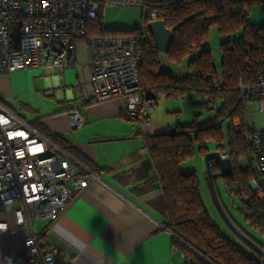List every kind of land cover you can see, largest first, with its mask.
<instances>
[{
	"label": "trees",
	"instance_id": "1",
	"mask_svg": "<svg viewBox=\"0 0 264 264\" xmlns=\"http://www.w3.org/2000/svg\"><path fill=\"white\" fill-rule=\"evenodd\" d=\"M257 3L261 4L263 15L260 24L252 23L249 18ZM142 8H146V13L141 17V26L125 30L135 36L136 52L141 57L138 64L141 88L156 98L163 95L179 99L188 92L200 98L192 100L198 111L191 122H177L174 129L153 135L149 141L150 158L162 188L164 223L178 238L173 237V244L184 252L183 264H262L257 254L241 249L211 221L201 200L195 170L183 171L181 165L194 154L208 152L211 149L207 147L208 141L215 143L216 150H226L234 172L221 177L225 192L232 201L234 197L240 200L236 209L244 221L264 235V196H258L259 192L264 194V173L258 168L252 148V136L259 129L245 116V102L251 99L249 91L243 97L241 92V86L253 84L256 75L264 69V0H146ZM150 12H155L173 30V41L163 54L175 64L187 58L185 76H174L162 64L161 52L144 28ZM214 25L220 37L219 71L207 45ZM113 30L117 29L104 26L101 12L98 18L88 22L90 35L109 34ZM194 49H197L195 53ZM202 109L213 110L214 114L199 122L196 117ZM148 110L142 111L140 117ZM236 119L239 128H234ZM226 121L224 133L222 124ZM44 134L92 170V165L65 146L59 136ZM253 181L258 184L256 188L251 187ZM258 244L264 248V244Z\"/></svg>",
	"mask_w": 264,
	"mask_h": 264
},
{
	"label": "crops",
	"instance_id": "2",
	"mask_svg": "<svg viewBox=\"0 0 264 264\" xmlns=\"http://www.w3.org/2000/svg\"><path fill=\"white\" fill-rule=\"evenodd\" d=\"M77 41L70 67L0 73V101L19 112L29 109L37 129L59 136L92 165L84 174L86 185L72 192L52 220L33 219L25 211L26 221L18 224L14 210L23 208L22 201L7 205L0 213L6 222L0 264H44L41 255L27 257V236L35 238L40 254L56 248L57 264H183L184 252L164 223L162 188L149 153L151 137L173 124L154 119L152 108L139 119L125 118L123 97L87 103L89 69L82 39ZM82 104L85 122L71 129L68 112ZM250 114L248 107L252 124Z\"/></svg>",
	"mask_w": 264,
	"mask_h": 264
},
{
	"label": "built area",
	"instance_id": "3",
	"mask_svg": "<svg viewBox=\"0 0 264 264\" xmlns=\"http://www.w3.org/2000/svg\"><path fill=\"white\" fill-rule=\"evenodd\" d=\"M144 6L146 0H0V73L16 69L70 67L75 61L76 40L82 39L89 69L87 103L125 98V116L136 120L144 110L155 107L157 98L143 91L139 83L135 36L88 34V22L99 17L102 2ZM146 9V8H145ZM150 19H156L150 12ZM251 99L264 112V69L255 82L241 86L242 97ZM85 105L68 112L71 129L83 126ZM234 128L239 122L234 121ZM252 148L259 170L264 173V128L252 136ZM227 157L226 150L220 152ZM91 171L67 149L40 132L17 110L0 105V213L15 200L18 224L33 219H54L64 209L74 190L86 185ZM252 184L257 187L256 181ZM258 196H264L259 192ZM6 222L0 221V230ZM27 257L41 255L44 264H57L56 248L40 254L34 237L23 239Z\"/></svg>",
	"mask_w": 264,
	"mask_h": 264
},
{
	"label": "rangeland",
	"instance_id": "4",
	"mask_svg": "<svg viewBox=\"0 0 264 264\" xmlns=\"http://www.w3.org/2000/svg\"><path fill=\"white\" fill-rule=\"evenodd\" d=\"M102 21L105 27L110 29H117L110 31L109 34H124L129 31L141 26V17L144 13V9L140 5L133 4H108L106 1L102 2L101 8ZM250 21L255 24H260L263 19V15L261 12V4H254L250 11ZM219 33L218 28L214 25L211 27L209 31V36L207 39V45L211 50V55L213 59V63L217 71L220 70V56L221 51L219 48ZM78 41L75 42L77 45ZM197 49H194V53ZM160 58L162 59V64L168 67L171 73L176 76H185L187 73L185 64L187 58H184L181 63L175 64L167 60L165 55L161 52ZM30 69V68H29ZM34 69V68H31ZM39 69V68H36ZM9 73V72H6ZM192 100H200V98L194 92H188L183 98L179 99H171L166 98L163 95L157 96L156 106L153 107L150 111L154 112V117L159 118V120H167L173 124L172 129H174L177 122L180 123H189L195 118V114L198 109L192 103ZM246 108H250L251 114L250 119L251 123L254 125L255 129H261L264 127V112L260 110L259 106L253 99H247L245 102ZM1 106L7 105L0 101ZM157 107H160L157 109ZM11 109V108H9ZM149 111V110H148ZM21 115L24 116L27 120L31 121L32 113L29 109H22ZM214 114L213 110L202 109L201 113L196 117L199 122L206 120L209 116ZM155 119V118H154ZM238 120V119H237ZM235 121V120H234ZM228 122H223V132H226V125ZM41 132V131H40ZM207 147L211 148V150H215V143L213 141H208ZM248 163V161H247ZM182 170H195L198 178H199V192L201 196V200L205 205V208L208 211L209 217L211 221L220 228L221 232L230 237L237 246L251 255H256V251H254L242 238L235 235L232 227L228 225L226 219L221 215L218 210L216 203L212 197L211 190L206 179V164L204 155L194 154L193 156L186 158V160L182 163ZM252 188H255L253 184H251ZM215 188L218 193L219 199L226 209L227 213L231 216L234 222L241 226L242 231L246 234L251 235L258 243L264 244V235L260 234L256 229L249 226L243 219L242 215H240L239 211L236 209L238 205H240V200L234 197V201L228 198V195L225 192V187L222 182L221 177L215 178ZM234 203V207L232 208V203Z\"/></svg>",
	"mask_w": 264,
	"mask_h": 264
},
{
	"label": "water",
	"instance_id": "5",
	"mask_svg": "<svg viewBox=\"0 0 264 264\" xmlns=\"http://www.w3.org/2000/svg\"><path fill=\"white\" fill-rule=\"evenodd\" d=\"M144 28H146L151 33L156 49L159 52L166 53L174 38L173 30L167 27L164 20L160 18L150 19L144 24ZM204 158L206 164V179L218 210L226 219L228 225L232 227L235 235L242 238L254 251H256V254L260 257V262L264 264V248L252 238H250L247 234H245L242 229L235 224L221 203L215 188L216 177L229 176L234 172V166L230 157H222L220 151L215 149L206 152L204 154ZM175 238L178 239L177 237Z\"/></svg>",
	"mask_w": 264,
	"mask_h": 264
},
{
	"label": "bare ground",
	"instance_id": "6",
	"mask_svg": "<svg viewBox=\"0 0 264 264\" xmlns=\"http://www.w3.org/2000/svg\"><path fill=\"white\" fill-rule=\"evenodd\" d=\"M115 4H118V3H115ZM120 5V4H119ZM142 7V6H141ZM144 13H146V9L144 8ZM150 14V13H149Z\"/></svg>",
	"mask_w": 264,
	"mask_h": 264
},
{
	"label": "clouds",
	"instance_id": "7",
	"mask_svg": "<svg viewBox=\"0 0 264 264\" xmlns=\"http://www.w3.org/2000/svg\"><path fill=\"white\" fill-rule=\"evenodd\" d=\"M31 122H32V121H31ZM41 132H42V131H41ZM221 151H222V150H221ZM221 151H220V152H221ZM227 157H228V156H227ZM79 162H80V161H79ZM251 184H252V183H251ZM255 188H256V187H255Z\"/></svg>",
	"mask_w": 264,
	"mask_h": 264
}]
</instances>
